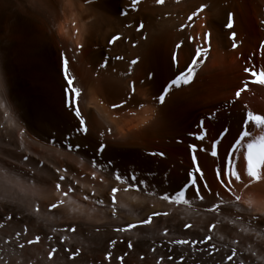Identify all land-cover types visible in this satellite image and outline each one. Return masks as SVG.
<instances>
[{
    "label": "bare ground",
    "instance_id": "1",
    "mask_svg": "<svg viewBox=\"0 0 264 264\" xmlns=\"http://www.w3.org/2000/svg\"><path fill=\"white\" fill-rule=\"evenodd\" d=\"M6 1L8 23L5 26L1 23V16L2 3ZM201 3L209 4L210 8L201 13L199 18H194L192 27L180 31V25L187 21V16ZM124 12L127 15L121 14ZM228 13L233 14L234 27L233 29L226 27L224 30ZM262 20H264V0H165L163 5L156 4L155 0H139L135 7L132 6V0H91V3H86L85 0H0V41L5 46V50H2L4 66L3 69L1 68V77L4 79L5 95L18 112L16 127L24 129L25 122L31 117V103L26 99L27 97L32 98L34 107L46 117L61 124L66 132H71L76 126L77 121L63 105L61 53H64L69 58L70 70L76 78L75 84L82 89L80 106L90 127L88 136L77 137L95 150L99 132H105L103 139L108 144V148L103 155L106 160L114 161V167H121L125 174L126 171L130 173L135 171L138 178L145 181V184L140 186L141 195L133 191H118L120 203L134 207L132 213L129 212L133 217L139 220L146 218L156 210L142 213L136 201L152 198L151 184L177 188L187 181L188 166L185 162L192 161L189 145H192V141H196L201 146H206V143L209 146L207 138L201 142L189 135L197 132V125L201 120L208 130V137L215 138L224 127H229L231 133L235 134L245 105L247 106L245 111L252 110L264 115V85L250 83L248 90L241 94L235 104L228 103L235 99V92L242 86L243 81L251 79L244 72L245 67L254 68L258 72L264 68V50L260 48L261 42H264ZM141 23L144 24V28L137 31ZM205 31L212 33V48L206 62L196 66L193 82L190 85L173 88L163 105L154 101L152 97L158 95L163 86L177 73L170 59L175 43L185 41L179 56L183 68L195 44L201 43L200 40L189 43L186 38L189 35L202 36ZM232 31L237 34L235 43L238 47L235 49L232 48V41L229 39ZM114 35H118L120 39L109 44L108 41ZM78 43L83 44V48H76ZM117 56H123L124 59L117 60L115 58ZM133 59H138L136 65H130ZM105 60L107 66L101 68L100 65ZM129 67H131L130 74ZM149 74H152V79H148ZM14 75L19 79L22 89L16 87ZM132 81H136L134 98L125 108L113 110L111 107L113 103L119 104L128 98V85ZM140 81L144 83L141 84ZM137 102L144 103L145 107L140 109ZM0 111L2 113V110ZM133 111L136 112L135 116L130 115ZM212 113H216L215 117L209 118ZM116 116L120 117L119 121L113 120ZM1 124L5 127L0 128V140L8 141L12 129L16 127H8L6 121H1ZM109 127L113 128L111 134L107 133ZM250 130L255 135H259V130L254 127ZM23 135H26L32 143L36 142L27 131H24ZM231 139L230 134L222 142L219 148L221 158L225 156V149ZM28 148L23 153L29 157ZM0 152L3 153L4 150L1 149ZM153 153H163V155ZM196 156L201 167L198 151ZM239 156L238 170L243 172V154L240 153ZM106 160L100 161L99 164H107ZM217 163L219 161L216 160L213 165L216 167ZM11 164L13 163L6 161V165ZM56 165V168L62 166V164ZM45 166L42 165V169L39 170L46 171ZM15 167L27 172L28 176L31 174L20 163L15 164ZM215 167L212 168L213 171ZM111 168L109 166L107 169ZM100 170L102 173L106 169L100 168ZM62 171L55 176L64 174ZM9 172L21 174L11 168ZM106 174L108 175L105 171L103 177ZM91 176L77 175L73 179L78 180L79 184L67 198L74 203L69 205V208H64V213H71L69 209L85 203L82 205L83 212L72 213L83 214L86 220L80 217L71 218L70 225L88 229L106 228L109 231V239L123 246H128L129 242L135 245L134 242L142 237L138 232H146L143 236L147 240L155 242V246H162L172 251L181 264L193 254L191 252L193 248L190 250L185 245L173 244L169 237L163 236L162 233L157 236L155 235L157 232L150 230L151 225L161 221V216L155 217L153 223L149 226L145 225V228L138 227L124 232L114 230L113 226L118 228L126 226V219L121 217L124 210L118 205L102 206L104 207L102 209L95 206L94 201L97 199L110 202L107 198L111 194L109 192L111 188L105 179L93 180ZM204 177L208 183L207 177L205 175ZM31 178L36 182L40 181V178L35 176ZM247 179L245 176V182ZM215 182L223 199L230 201L232 197L221 188L216 179ZM46 183L48 186V182ZM199 183L202 185L204 181ZM236 188L237 194H241L242 185H236ZM14 189L0 178V206L3 209L13 205L21 207L19 199L23 196ZM80 195L88 196V201L83 202ZM191 195L188 194V198ZM30 202L34 205V209L28 210L31 213L23 214L24 209L17 210V213L29 220L36 218L40 221L43 202L36 198L31 199ZM37 206L40 208L38 213L35 211ZM114 208L115 215H113ZM171 208L168 218L171 217L172 221L180 215L203 213L200 207L174 205ZM62 212L63 210L60 213ZM56 213L58 215L57 211ZM19 214L17 216L20 217ZM105 220L114 224L104 225ZM214 222L217 225L215 229L223 234L221 235L223 239L212 236V240L221 243L220 247L227 246L222 249L236 248L237 255L241 256L244 264H264V181L254 183L249 189L243 190L240 204L223 205L221 210L215 213ZM191 225V228L185 229L186 232L197 230L195 224ZM245 228L248 232L243 231ZM238 262L234 259L230 263L238 264ZM146 264L152 263L148 261Z\"/></svg>",
    "mask_w": 264,
    "mask_h": 264
},
{
    "label": "rangeland",
    "instance_id": "2",
    "mask_svg": "<svg viewBox=\"0 0 264 264\" xmlns=\"http://www.w3.org/2000/svg\"><path fill=\"white\" fill-rule=\"evenodd\" d=\"M7 4H8L7 1L2 3L1 23H2V25H5V26L8 23ZM225 28L226 27H224V30H225ZM2 50H5V46H4V43H2V41H0V56L3 57V58L2 57L0 58V77H1V68L3 69V66H4V64H3L4 63V56H3L4 51H2ZM14 77L16 78V87H21V83H20L19 79L15 75H14ZM21 89H22V87H21ZM14 93H17V91H14ZM26 99L31 103V117L28 119V121L26 120L27 122H25V124H24V131H27V133H29L34 138V141H36V142L32 143V141H30V139H28V137H26V135H21V129H20L21 127H16V126H15L16 129H12V135L9 134L10 138L8 141L0 140V150L1 149L4 150V152H3L4 154L0 152V157L3 158L5 155H7V161L8 162H11L14 164L20 163V165L23 168H26V170L31 172V174L27 177H25L19 173L14 174L13 172H9L7 182L5 181L4 174L2 172H0V178H2L9 186L15 188L14 190L19 192L23 196V197H20V199H19L20 200L19 205L21 206L20 208L18 206L13 205V206H9V207L3 209V207L0 206V225H3L2 227H0V235H1L0 236V238H1L0 239V248H1L0 257H3V259L0 260V264H5V261H7V264H26V263L27 264H146V262H148V261L151 262L152 264H158V262H159V264H181V261L176 259L177 256L173 255L172 251H168L164 247L156 245L158 247L157 248L155 246V242H151V241L147 240V238H145L143 236V234H146V232H138V234L142 235V237L134 242L135 245H132V247L129 248L128 246H123V245H120L117 243H113V241H111L109 239V236H108L109 231H107L106 228H103V227H94V228L88 229L87 227L75 226L77 228V230L75 232L69 231L68 230L69 227L72 226L69 224L71 218L80 217V218L86 220V216H84L83 214L82 215H74L76 213H72L74 211H72L71 209H69L71 211V213H64V208H69L70 207L69 205L72 204L71 201L67 197H63L64 199H67V200H65L64 205L60 206L58 209H52L51 211L49 210V207H48L49 204L48 203L51 204L55 200H56L55 202H57V200L62 198L60 196L61 194L58 193L55 189V184L58 181V176H55L58 174L56 171V169H57L56 164H58V166H61V164H62V166L59 167V169H61V171L65 168H67L68 170L70 169L69 171H67L66 175L72 179H74V177H76L77 175H80V177H83L84 174L90 176V175H92V172L95 171L97 176L100 175L99 178H97V176H96L97 180L105 179L107 184H109V188H113L115 186L116 188H118L120 190H123L126 187V185H121L119 182L115 181L113 176L110 173H114L117 170L120 171L122 174H125V173L121 167L115 168L114 167L115 163L112 160H110V161H112V164L109 165L112 167L111 168L112 170L106 169L105 171L108 173V175L106 174L105 177H103V173L105 174V171H103L101 173V170H100V168H104V167H102L104 165H100L98 163L97 169H95V170L92 169L91 164H90V160L96 159L98 162L103 161V160L105 161L106 160L105 156L103 154L97 155L94 149H92L90 146H88L82 140H81L82 141L81 142L80 139L76 135L72 136L71 142H72L73 146L75 145V143H78L81 145V147L79 149L74 148L73 151H69L67 148L65 137L68 136V134L70 132H66V129L61 124H59L58 122H56L52 118L50 119V118L46 117L44 115V113H42L41 111H39V109L34 107L32 98L27 97ZM1 114L2 113L0 111V115ZM1 121L5 122L2 115L0 118V124H1ZM20 137H24V139H20ZM211 138L212 137H210V136L207 138V140L209 142L208 143L209 151H210V142L213 139V138L212 139ZM10 142H12V143H10ZM13 143H14V145H13ZM191 143L195 144L197 146V148L205 147V146L199 145L196 141L195 142L192 141ZM21 145H23L22 148L20 147ZM206 146H207V143H206ZM27 148L30 150L29 160L22 162V156L24 155L23 151L26 150ZM198 153H199L200 158H201V169H202L204 175L208 179V184H209L210 188L212 189V192L216 193V192H218V190H217V185H216V182L214 179V173H213L214 172L213 169L215 167V165H213V164L216 163V159L211 157L210 155H208L205 152L198 151ZM76 154H77V156H76ZM86 157H88V158L86 159ZM208 158H209V160L212 161V162L210 161L211 164H210L209 160L207 161ZM106 162H108V160H106ZM71 164H72V166H71ZM74 164H75V166H74ZM42 165H44V166L47 165V166H45V168H47L46 171L43 170L41 172L39 170V169H42ZM185 165L188 166V168H187V176H188V172L193 171L194 165L192 164V161H190V160L186 161ZM209 165L211 167H209ZM83 169H84V171L85 170L86 171L85 172L81 171ZM88 169H90V170H88ZM12 173H13V175H10ZM48 173H49V175L47 176ZM50 173L52 174V177H50L51 176ZM62 173H64V172L62 171ZM126 173L130 174L129 171L128 172L126 171ZM53 174H54V176H53ZM31 176L32 177L35 176L36 178H40V181L36 182V180H34V178H31ZM44 177L47 178V180ZM55 178H56V180H55ZM91 178H92V176H91ZM44 180L46 182H48V184H49L48 186L46 185L47 184L46 182H45L46 184L44 183ZM188 180H189V177L187 178V181ZM187 181H185V182H187ZM116 184H118V186ZM183 184H181V185H183ZM67 185H68L67 180L65 182H62L63 190H65V191L67 190ZM111 185H112V187H111ZM19 186H20V188H19ZM48 187H49V189H48ZM151 187L153 188L150 191L152 193V198L149 199V197H148V198H145L141 201L140 200L136 201V203L140 207L141 212L147 213L150 210H156L158 212H168V213L171 212V209H172L171 207H174L175 204H169L166 201H162L160 199V195L163 194L165 191L171 192V191L177 189L178 187L177 188H168L165 186H161L159 184H151ZM130 191L135 192L137 195L138 194L141 195L140 192H137L135 190H130ZM109 192L111 193V189H109ZM153 193H155V194H153ZM92 194H94L93 191H92ZM188 194L189 195L192 194L191 190L189 191ZM204 194H205V200L204 201H199L197 199L195 200L193 195L189 196L190 197L189 199L192 200L191 207H195V208L200 207L199 209H202V211H203L202 214L201 213H194V214L189 213V214H184L182 216L180 215V217L177 218L175 221H172L171 217L168 218V216H161L162 217L161 221H158L154 225L149 224V225H151L152 228H150V227H148V228H150V230L152 229V231L157 232L155 234L157 236L162 235V234H163V236H165L164 230L167 229L168 234L166 237H169L171 240L172 239H189V240L200 239L205 235H211V233H212L211 236H214L215 238L223 237V236H221L223 234L219 230L212 229V231H208V228L212 224H215L214 215L216 212H214V213L208 212V211H206V209L210 208L213 203H216L217 199L213 195H208L206 192ZM109 196H111V194ZM109 196H108L107 200L110 199V202L106 201L103 204H97L94 201L95 206L98 209H102L104 207L112 206L113 204L111 202V197H109ZM118 196H119V193L116 194V204L115 205H118L120 208H122L124 210V212H122V214H121V217L125 218L127 223H138L140 220L137 217H133L130 214V213H132V210L134 209V207L131 208L130 206L128 207V205L120 203ZM80 197L83 200L84 196L80 195ZM33 198H36L40 202L41 201L43 202V203L41 202L43 205V209L41 210L42 215H41L40 221H38L36 218L29 220L26 217L22 216L21 214L17 213V210H19V209H22V210L24 209L22 211L23 214L24 213L25 214L31 213L28 210L34 209L33 203L30 202L31 199H33ZM124 198H123V200H124ZM21 199H22V201H21ZM83 202H85V201L83 200ZM84 204H82V205H84ZM102 206H104V207H102ZM62 210H63V212L60 213ZM56 211L58 212V215H56L57 214ZM46 212H48V213H46ZM52 212H53V214H51ZM18 214L20 215V217L17 216ZM9 216H13V219L10 221L7 219V217H9ZM42 219L44 221H42ZM190 221H192V222L190 223ZM64 223H66V224H64ZM106 224L111 225V224H114V222L112 223V222H108L105 220L104 225H106ZM184 224H195V226H197V230L195 231L194 229H192L189 231L191 233L186 232V230H185L186 228L183 227ZM141 227L145 228L146 226L145 227L141 226ZM202 227H203V229H202ZM216 227H217V225H216ZM24 228L28 229V231L26 233L23 231ZM113 228H114V230H116L118 227L113 226ZM53 229H55V230H53ZM99 229H100V231H99ZM17 231L21 232L20 237H16L15 233ZM105 231H106V234H105ZM107 232H108V234H107ZM218 232H219V234H218ZM9 234H11V235H9ZM37 235H39L41 237L40 243L35 244V245H26L25 249H20L18 247L19 244L26 243V239H32ZM193 235H194V237H192ZM9 237L11 238V240H9ZM48 237H51V239H48ZM64 237H66L67 239L62 240V238H64ZM4 239L6 242L3 241ZM1 244H3V245H1ZM212 244H215L217 246L219 245V247H220V245H222L221 243L214 242L213 240L208 242V244H197L195 246L185 245L190 250H191V248H193L192 249L193 251H191L193 254L191 253L192 255L187 257L186 261L184 259V262H182V264H188V263L189 264H231L232 262L230 263L226 259V257L231 254V250H227V249L224 250V248L222 249V247L227 248V246H222V247H220L221 249L218 248V249H220V251L219 252H213L212 253L213 256L208 254L210 251V246ZM6 245H7V247H6ZM105 246H106V248H105ZM159 247H160V249H159ZM52 248H56L57 252L53 254V258L50 260L48 258L47 254L49 251H51ZM77 248L80 249V255L76 258V260L74 262L70 261L68 259V255L71 254L72 250H75ZM65 249H68L69 252L66 253ZM109 253H111V256L108 255ZM169 256L172 257L171 260L167 259V257H169ZM234 259H237L238 261H240L241 256L238 254L237 257Z\"/></svg>",
    "mask_w": 264,
    "mask_h": 264
},
{
    "label": "snow or ice",
    "instance_id": "3",
    "mask_svg": "<svg viewBox=\"0 0 264 264\" xmlns=\"http://www.w3.org/2000/svg\"><path fill=\"white\" fill-rule=\"evenodd\" d=\"M86 3H91V0H85ZM139 3V0H132V6L135 7L136 4ZM155 3L158 5H163L165 0H155ZM210 8V5L207 3H201L200 5L196 6L194 10L187 16V21L180 25L179 30L184 31L185 28L192 27V22L194 18H199L200 14L203 13L206 9ZM122 15H127L126 12L121 13ZM261 24H264V20L261 21ZM202 27H204L202 25ZM225 27L228 29H233L234 27V19L233 14L228 13L226 18ZM144 28V24L141 23L137 29L140 31ZM236 32L232 31L229 39L232 41V48L235 49L238 45L235 43L236 41ZM211 37L212 33L209 31H205L202 36H191L189 35L186 39L189 43H193L197 40H200L201 43L195 44L193 51L189 54L188 62L185 63L184 67L181 68L180 64V52L183 49L185 41L181 40L174 45V50L171 53L170 59L173 65H175L177 69V73L174 74V78L170 79L169 82L163 86L162 91L158 95H154L152 99L154 101H158L161 105L166 102V97L169 95L173 88H179L181 86L190 85L196 75V66L198 64H203L208 59L210 52H211ZM120 37L118 35L112 36V38L108 41L109 44H113L118 41ZM76 48H83V44H77ZM260 48L264 50V42H261ZM117 60H123V56L115 57ZM138 63V59H133L130 61V65H136ZM107 66V60L100 65L101 68ZM61 70H62V78L64 81L63 87V105L65 109L71 113L74 119L77 121L76 126L74 129L65 137V141L67 144V148L69 151H73L75 149H79L81 147L80 144H75L73 146L71 142V138L73 135L76 136H88L90 132L89 121L86 120L84 113L82 112L80 102L82 97V89L77 87L75 84V77L72 75L70 70V61L69 58L64 54L61 53ZM244 72L251 77L250 80H245L242 83V86L239 87L235 92V99L228 101L229 104H235L237 100H239L241 94L248 90V86L250 83L264 85V68H261L259 72L251 67H245ZM128 73H131V67H129ZM152 74H149L148 79H152ZM143 84V81H140ZM129 96L127 99L122 101L119 104L113 103L111 105L113 110H120L128 106L129 101L132 100L136 93V81H132L129 85ZM138 103V107L143 109L145 107L144 103ZM244 109H247V106H244ZM242 109L243 115L241 116L240 121L238 122L237 129L235 134L231 133V129L229 127H224L222 131L218 133V135L213 138L210 142V151L209 146L197 148L195 144L189 145V149L192 152V164L194 165L193 171L188 173L189 180L185 182L183 185L179 186L177 189L169 192L165 191L163 194L160 195V199L162 201H166L169 204L175 205H186L191 207L192 200L188 198V193L191 190L192 195L195 199L199 201L205 200V192L208 195H213L217 200L218 203H213L210 208L206 209L208 212H219L221 207L225 204H240L242 202V191L249 189L254 183H259L264 181V115L257 114L252 110H244ZM0 110H2V116L4 120L7 122L8 127H15L17 123L16 117H18L17 109L15 108L13 103H10L5 95L4 89V79L0 77ZM131 116H135L136 112L133 111L130 113ZM216 113H212L209 118L215 117ZM120 117L116 116L113 117V120L119 121ZM147 123V121H145ZM5 127L4 124H0V128ZM255 128L259 130V135H255L250 129ZM113 132V128L109 127L107 129V133L111 134ZM24 134V129H21V135ZM232 135V139L229 141V146L225 149V156L221 158L219 148L222 142L228 135ZM189 135L194 136L196 140L201 142L205 141L208 138V130L204 127V121L201 120L197 125V132L196 133H189ZM105 137V132H99V139L97 141V146L95 148V152L97 155L103 154L106 149L108 148V144L103 139ZM21 148L23 145L20 146ZM205 152L211 157L215 158L219 163H217L214 174L215 179L226 191L232 199L230 201H225L221 196L220 192L213 193L212 189L210 188L209 184L205 180L204 173L198 163L196 152ZM243 154V172L238 170V163L240 160L239 154ZM154 155H163V153H153ZM29 157L27 155L22 156V162L28 161ZM7 155L3 158H0V165H4L0 167V172L4 174L5 181L7 182V178L9 175V169L11 168L14 171L20 172L25 177L28 176L27 172H24L22 169H17L15 164L6 165ZM98 161L96 159H91L90 164L92 169H96L98 166ZM112 164V161H108L103 167L107 169L109 165ZM57 173L61 172V169H56ZM68 169H63L65 174H60L58 176V181L55 184V189L58 193H61V199L57 200L55 203L49 204V210L58 209L60 206L65 204V199L63 197H68L70 193L75 191V187L79 184L78 180H73L72 178L66 175ZM114 180L119 182L121 185H126L123 189L125 192L130 190H135L137 192L141 191V185L145 184V181L138 178V175L133 171L130 174H122L120 171H115L114 173H110ZM247 177V182H245L244 177ZM92 179H96L95 171L92 172ZM68 181L67 190H63L62 182ZM199 181H204L201 185ZM236 185H242L241 194H237ZM203 190V191H202ZM120 191V189L113 187L111 188V202L113 205L116 204V194ZM155 194V193H153ZM89 197L84 196L83 200L88 201ZM74 203V201L72 202ZM97 204H103V200L97 199L95 201ZM249 204L251 202L249 201ZM72 211H80L83 212V207L78 205L75 208L71 209ZM35 211L38 213L40 212L39 206L36 207ZM113 215H115V208L113 209ZM168 212H158L152 211L146 218H142L138 223H127L123 228H117L116 231L124 232L130 231L137 227L149 225L153 223L155 217L158 216H168ZM10 221L13 219V216L7 217ZM239 219V217H237ZM3 225H0L2 227ZM184 228H191V224H184ZM216 228V224H212L208 231H212V229ZM55 230V229H53ZM69 231L75 232L77 228L75 226H70ZM23 231L26 233L28 231L27 228H24ZM244 232H248V229H243ZM168 230H164V235L167 236ZM16 237L21 236V232L17 231L15 233ZM51 239V237H48ZM67 238L64 237L62 240H66ZM213 239L211 235H205L200 239H172L171 243L176 245H191L195 246L197 244H208ZM223 239V237H220ZM41 242V237L39 235L35 236L32 239H26V243L19 244L18 247L20 249H25L26 245H35ZM115 243V241H113ZM236 243V241H233ZM128 247L131 248L132 244L129 242ZM220 249L216 247L215 244L210 246L209 255H212L213 252H219ZM57 252L56 248H52L51 251L48 252V258L51 260L53 258V254ZM65 252H69L68 249H65ZM80 255V249H75L71 251V254L68 255V259L70 261H75L76 258ZM111 256V253L108 254ZM255 255V253H253ZM237 257V249L232 248L231 254L226 257L227 261L232 262L234 258ZM3 257H0L2 260ZM122 259V258H121ZM163 259V258H162ZM168 260H171L172 257H167ZM183 259V257H181ZM223 259V258H222ZM7 264V261H5ZM159 264V262H158ZM238 264H244V260H240Z\"/></svg>",
    "mask_w": 264,
    "mask_h": 264
}]
</instances>
